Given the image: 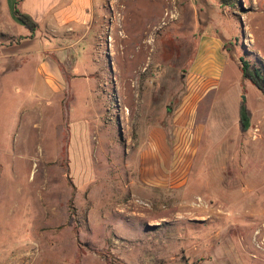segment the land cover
<instances>
[{
  "label": "rangeland",
  "instance_id": "rangeland-1",
  "mask_svg": "<svg viewBox=\"0 0 264 264\" xmlns=\"http://www.w3.org/2000/svg\"><path fill=\"white\" fill-rule=\"evenodd\" d=\"M106 3L72 96L1 61L0 264H264V96L240 70L264 66V0ZM202 35L219 77L190 69Z\"/></svg>",
  "mask_w": 264,
  "mask_h": 264
},
{
  "label": "crops",
  "instance_id": "crops-1",
  "mask_svg": "<svg viewBox=\"0 0 264 264\" xmlns=\"http://www.w3.org/2000/svg\"><path fill=\"white\" fill-rule=\"evenodd\" d=\"M106 4V0H0V67L2 60L9 63L12 57L25 58L26 64L35 58V72L48 89L56 96L67 92L72 96L70 83L75 75L70 70L78 54L76 47L89 42ZM15 9L36 23L34 32L16 19ZM197 53L190 65L192 72L219 77L224 64L222 39L202 35ZM90 123L80 120L70 125L69 155L90 153Z\"/></svg>",
  "mask_w": 264,
  "mask_h": 264
},
{
  "label": "trees",
  "instance_id": "trees-1",
  "mask_svg": "<svg viewBox=\"0 0 264 264\" xmlns=\"http://www.w3.org/2000/svg\"><path fill=\"white\" fill-rule=\"evenodd\" d=\"M16 19L22 23L31 32L35 31L36 23L26 14L14 10ZM241 75L264 96V66L262 64H250L244 59H240ZM250 111L246 108L243 102H240L238 108V127L241 132H245L249 127Z\"/></svg>",
  "mask_w": 264,
  "mask_h": 264
},
{
  "label": "water",
  "instance_id": "water-1",
  "mask_svg": "<svg viewBox=\"0 0 264 264\" xmlns=\"http://www.w3.org/2000/svg\"><path fill=\"white\" fill-rule=\"evenodd\" d=\"M118 134H119V137L121 139V130H120V125H118Z\"/></svg>",
  "mask_w": 264,
  "mask_h": 264
},
{
  "label": "bare ground",
  "instance_id": "bare-ground-1",
  "mask_svg": "<svg viewBox=\"0 0 264 264\" xmlns=\"http://www.w3.org/2000/svg\"><path fill=\"white\" fill-rule=\"evenodd\" d=\"M225 200V199H224Z\"/></svg>",
  "mask_w": 264,
  "mask_h": 264
}]
</instances>
